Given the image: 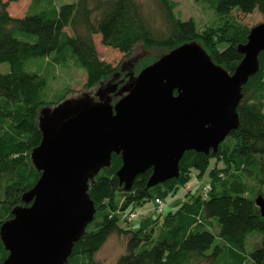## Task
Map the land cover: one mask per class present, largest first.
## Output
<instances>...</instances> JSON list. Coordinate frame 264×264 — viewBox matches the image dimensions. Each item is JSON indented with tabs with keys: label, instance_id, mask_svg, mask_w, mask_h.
I'll return each mask as SVG.
<instances>
[{
	"label": "trees",
	"instance_id": "1",
	"mask_svg": "<svg viewBox=\"0 0 264 264\" xmlns=\"http://www.w3.org/2000/svg\"><path fill=\"white\" fill-rule=\"evenodd\" d=\"M155 1L162 26L152 25L136 0H77L59 7L55 0H31L23 17L8 12L9 4L18 0H0V65H9L8 72H0V228L15 209L25 206L23 195L41 176L31 160L42 140L39 112L60 105L69 93L45 98L54 70L70 61L85 71L86 89L117 72V67L100 58L94 36L100 35L103 45L127 55L138 44L167 54L197 43L216 65L233 74L243 59L239 49L247 43L251 29L238 25L231 12L249 15L257 11L264 18V0H216L214 10L225 21L199 31L194 20L179 18L174 0ZM38 59L44 63H35L34 72L27 71V62ZM154 60H143L138 72ZM258 62V72L242 87L239 127L215 153L186 152L178 178L148 187L149 169L125 190L116 176L122 158L112 154L109 166L90 182L94 217L64 264H98L95 256L113 234L126 238L125 253L116 264H264L262 244L247 250L248 235L257 232L264 237V217L246 182L253 178L264 185V51ZM205 176L209 183L199 194L193 193L195 188L188 184L193 177ZM206 185L210 187L207 197L203 194ZM180 188L189 189L191 197L177 203L175 210L163 217L165 212L145 217L136 229L122 226L132 222L130 214H137L133 221L139 217L136 206L149 200L165 201ZM214 220L217 235L212 233ZM8 255L0 238V264H5Z\"/></svg>",
	"mask_w": 264,
	"mask_h": 264
},
{
	"label": "water",
	"instance_id": "2",
	"mask_svg": "<svg viewBox=\"0 0 264 264\" xmlns=\"http://www.w3.org/2000/svg\"><path fill=\"white\" fill-rule=\"evenodd\" d=\"M239 51L243 59L230 74L199 44H184L144 68L114 106L78 105L61 122H39L42 140L31 160L41 176L23 195L25 206L0 228L9 252L4 263L68 260L94 217L90 182L109 166L113 153L122 158L116 176L125 190L149 169L148 187L178 178L188 151L215 153L239 127L242 87L258 72L264 51V21L251 28ZM255 203L264 217V199Z\"/></svg>",
	"mask_w": 264,
	"mask_h": 264
},
{
	"label": "rangeland",
	"instance_id": "3",
	"mask_svg": "<svg viewBox=\"0 0 264 264\" xmlns=\"http://www.w3.org/2000/svg\"><path fill=\"white\" fill-rule=\"evenodd\" d=\"M76 1L77 0H55V4L59 7L64 4L75 3ZM136 1L142 5L145 15L152 25L162 26L161 11L155 0ZM174 1L177 3L176 13L179 18L183 20H194L199 31H203L209 27H218L225 21L214 10L216 0ZM30 2L31 0H18L16 3H10L8 12L13 17H23L28 10ZM230 17H232L238 25L250 29L264 21L263 16L257 11L249 15H244L234 10L231 12ZM94 42L100 58L110 63L113 67H117V72L109 80L101 82L92 89H86L84 88L86 74L83 69L75 68L70 61L65 67L57 66L53 72V81L51 82V79L48 80V84L44 90L45 98L52 99L55 95L57 96L62 91L66 90H69V93L66 100L60 103V108L63 106L62 111L56 110L59 106L45 107L39 112V122L46 124L61 122L71 116L72 109L78 105L107 103L114 106L132 90L140 73L138 72V67L141 62L146 59L159 60L165 55L164 50L146 49L140 44L136 45L133 51L127 55L117 49L103 45L100 35L94 36ZM155 60L154 62H156ZM35 63L42 64L44 60H29L26 64V70L34 72L36 70V67H34ZM8 71V64L0 65L1 73H6ZM211 165L213 166L214 162H211ZM246 182L251 189L252 195L256 199L259 197V194L264 198V185L261 186L259 182L253 178H246ZM208 183V176L204 178L193 177V180L188 185L195 188L192 191L193 193L199 194L202 186ZM188 191L189 189L180 188L174 196H169L164 201L165 213L162 217L165 216L169 210H175L177 208V203L189 199L191 195H187ZM155 207L154 200H149L136 206L135 210L139 217L135 221L122 223V226L125 228L134 226L136 229L143 218L151 216L158 217L159 214L155 212ZM214 223L216 227L212 230V233L217 235L219 230L217 220H214ZM262 240H264V237L260 233L255 232L248 235L247 250L250 251L254 248L253 246L261 245ZM125 247L126 238L113 234L96 254L95 260L98 264H116L118 258L125 253Z\"/></svg>",
	"mask_w": 264,
	"mask_h": 264
},
{
	"label": "built area",
	"instance_id": "4",
	"mask_svg": "<svg viewBox=\"0 0 264 264\" xmlns=\"http://www.w3.org/2000/svg\"><path fill=\"white\" fill-rule=\"evenodd\" d=\"M210 191V187L209 185H206L203 187V194L205 197H207L208 192ZM155 212H157L158 214H162L165 211V204L164 201L161 199H155ZM137 217L136 213H132L129 215V221H133L135 218Z\"/></svg>",
	"mask_w": 264,
	"mask_h": 264
}]
</instances>
